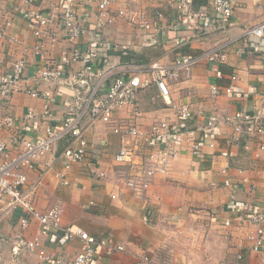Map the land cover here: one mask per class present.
<instances>
[{
    "label": "crops",
    "instance_id": "crops-1",
    "mask_svg": "<svg viewBox=\"0 0 264 264\" xmlns=\"http://www.w3.org/2000/svg\"><path fill=\"white\" fill-rule=\"evenodd\" d=\"M61 1L38 0L34 7L56 17L48 32L60 30L57 15ZM205 3L206 0H199L192 9L202 10ZM88 5L79 8V12L88 15L91 22L88 35L78 41L82 49L90 47L96 33L92 30L94 20L90 16L93 11L86 9L93 7ZM19 8L18 0H0V27L10 21V36L0 39V75L10 72L13 61L20 58L26 61V70L17 91L8 98L0 96V117L16 119L13 130H0V142L11 152L18 148L17 136L32 137L41 133L45 106L53 115L50 124L59 122L72 94L58 83L34 80V72L42 64L32 53L36 23L32 19H23ZM122 8L143 12L157 29V34L155 43L151 44L137 27H130L122 18L100 32L112 45L107 58L111 64L118 65V69L147 64L152 60L172 64L179 55L200 54L217 45H225L229 53L227 62L221 66L222 79L215 78L210 66L200 62L189 73L178 71L176 79H168L169 97L166 101L155 84L139 91L137 102L142 127L146 129L153 122L168 120L193 131L192 136L196 139L208 118L215 114L222 117L236 111L260 114L264 123V56L245 48L243 37L246 28L264 20V0H238L225 30L213 31L210 23L207 26L209 33L199 38L184 29L172 30L178 23V13L175 5L166 1L119 0L112 12ZM179 37L189 40L177 47L174 39ZM251 41L264 48V38ZM43 45L50 57L57 59L69 46L63 40H59L53 50H50L48 40ZM122 47H126L124 53ZM120 55L127 56L128 60L122 61ZM79 68L80 65L75 66L76 70ZM213 83L220 90L231 87L233 93H221L212 99L210 85ZM28 90L49 91L52 100L46 103L44 99H34L27 94ZM168 103L188 105L193 112L192 120L179 122ZM28 109H32L36 116L32 123L24 125L22 118ZM121 115L131 117L129 111H123ZM83 128L88 144L86 158L83 163L72 164L64 172L66 184L59 178L64 170L61 160L67 146L64 140L36 159L33 168L26 172V186L35 185L32 201L39 212L58 203L61 205L60 229L41 235L36 222L30 223L26 229L20 227L21 212L0 213V264H53L43 262L35 251L20 246L23 241L35 239L47 254L58 258L61 264H67L81 246L78 239H62L61 229L68 226L79 227L94 237L111 235L115 242L124 246L122 252L110 255L98 250L93 264H133L144 253L151 255L152 264H262L264 254L251 252L244 230L237 229L235 224L230 227L222 225L231 215V206L235 203L260 201L259 192L264 186V149H260L255 138L246 133L236 135L230 127L222 126L214 149L205 148L201 159H194L184 151L171 163L165 175L153 178L145 197L137 199L114 171L113 157L120 147V136L112 133L101 121L91 123L87 120ZM223 150L229 153L228 157L220 156ZM225 179L231 181V187L223 185ZM232 194L235 195L234 201L230 197ZM238 255L242 258L238 259Z\"/></svg>",
    "mask_w": 264,
    "mask_h": 264
},
{
    "label": "built area",
    "instance_id": "built-area-1",
    "mask_svg": "<svg viewBox=\"0 0 264 264\" xmlns=\"http://www.w3.org/2000/svg\"><path fill=\"white\" fill-rule=\"evenodd\" d=\"M175 5L178 13V23L172 30L182 29L192 33L194 38L204 37L209 33L208 24H212L213 31L225 30L231 22L233 9L238 0H206L202 10L192 9L197 0H163ZM19 14L25 20L32 19L36 23L33 31L35 43L32 53L42 64L35 70L33 78L38 82L58 83L67 87L71 96L67 101V109L63 117L56 124H50L53 117L48 106L42 112L45 123L40 134L32 137L17 136L18 148L11 152L0 142V213L21 212L19 225L26 229L30 223L36 222L41 235H48L60 229L62 207L58 203L44 212H39L32 201L35 185L27 187L26 172L31 170L34 161L43 157L60 140L67 146L61 154L64 170L59 178L66 184L64 172L72 164L83 163L86 158L87 141L84 136L83 123L90 121L103 122L108 129L120 136V147L113 157L115 170L122 184L132 192L135 198L143 199L156 175H165L171 163L179 158L184 151L194 159H201L203 151L209 147L214 149L216 137L221 135V127L228 126L236 134L246 133L260 143L264 149V123L260 114H249L236 111L224 117L211 115L201 131V135L193 138V131L186 130L179 123L160 120L151 123L148 128L139 122L137 95L139 91L155 84L161 97L166 101L169 97L168 79H176L178 71H189L200 62L210 66V71L217 79H222L221 66L224 65L229 53L225 45H217L200 54L179 55L172 64H164L152 60L147 64L135 67L111 64L107 58V51L112 45L104 39L103 32L114 24L118 18H125L124 10L112 9L119 0H62L57 15L59 32H48L53 19L52 13L34 9L38 0H18ZM91 4L86 9L93 11V29L96 31L90 47L84 49L78 46V41L88 35L90 18L79 12V8ZM89 6V5H88ZM159 16V15H158ZM160 17V16H159ZM131 22L137 27L142 37L151 44L155 43L157 29L154 28L144 13H137ZM10 21L0 27V39L9 37ZM93 31V32H94ZM197 33L195 35L194 33ZM199 33V34H198ZM244 46L254 54L264 56V48L251 39L264 38V20L259 24L248 27L243 32ZM49 41L50 50L59 40L69 46L59 58H51L44 49V41ZM188 38H175L174 44L181 47L188 42ZM150 44V45H151ZM126 47H122L124 53ZM264 64V63H263ZM80 65L79 69H75ZM26 70L23 58L11 63L9 73L0 75V96L8 98L17 91ZM118 70V71H117ZM234 79V78H232ZM221 93L232 94L231 87L220 90L216 83L210 85L211 98L215 99ZM27 94L34 99H44L46 103L52 100L49 91L39 92L28 90ZM179 122L192 120L193 112L188 105L171 104ZM123 111H129L131 117H123ZM36 114L32 109L23 115L22 122L28 125L34 121ZM16 119L12 116L0 117V130H13ZM27 130V129H26ZM185 147L187 148L185 150ZM221 157H228L226 150L220 152ZM223 171V170H222ZM225 187H231V181L225 179ZM234 201L235 195H231ZM260 201H240L231 206L232 213L223 222V226L235 224L239 230L246 233L245 241L249 249L255 254H264V186L259 192ZM147 221V217L145 218ZM62 239L65 241L78 239L81 243L80 251L67 264H93L98 257V250L110 255L122 252L124 246L115 242L111 235L94 237L79 227L68 226L61 229ZM21 247L36 252L46 263L61 264L58 258L47 254L37 239L32 242H21ZM17 252V251H16ZM242 255H238L241 259ZM149 253L139 255L133 264H152ZM264 264V259H262Z\"/></svg>",
    "mask_w": 264,
    "mask_h": 264
},
{
    "label": "rangeland",
    "instance_id": "rangeland-1",
    "mask_svg": "<svg viewBox=\"0 0 264 264\" xmlns=\"http://www.w3.org/2000/svg\"><path fill=\"white\" fill-rule=\"evenodd\" d=\"M122 10H124V13L126 15V17L122 18V20L125 23L129 24L130 27L136 28L135 25H133V23L131 22L130 18H132L134 15H137V13H143V12H138L137 10L131 9V8H129V9L128 8H126V9L122 8Z\"/></svg>",
    "mask_w": 264,
    "mask_h": 264
},
{
    "label": "trees",
    "instance_id": "trees-1",
    "mask_svg": "<svg viewBox=\"0 0 264 264\" xmlns=\"http://www.w3.org/2000/svg\"><path fill=\"white\" fill-rule=\"evenodd\" d=\"M197 1H199V0H197ZM197 1H196V2H197ZM120 56H121V60H122V61H126V60H128L127 56H122V55H120ZM139 62H142V63H143L144 60H140Z\"/></svg>",
    "mask_w": 264,
    "mask_h": 264
}]
</instances>
